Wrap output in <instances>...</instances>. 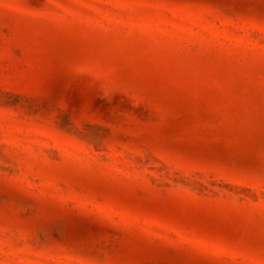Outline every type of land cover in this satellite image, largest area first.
<instances>
[{"label":"rangeland","instance_id":"374dc122","mask_svg":"<svg viewBox=\"0 0 264 264\" xmlns=\"http://www.w3.org/2000/svg\"><path fill=\"white\" fill-rule=\"evenodd\" d=\"M0 264H264V0H0Z\"/></svg>","mask_w":264,"mask_h":264}]
</instances>
